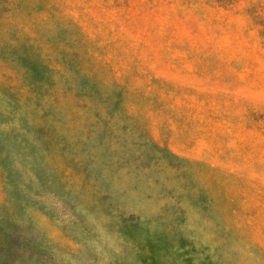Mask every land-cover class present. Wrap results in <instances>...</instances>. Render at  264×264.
Listing matches in <instances>:
<instances>
[{
    "label": "rangeland",
    "instance_id": "374dc122",
    "mask_svg": "<svg viewBox=\"0 0 264 264\" xmlns=\"http://www.w3.org/2000/svg\"><path fill=\"white\" fill-rule=\"evenodd\" d=\"M0 264H264V0H0Z\"/></svg>",
    "mask_w": 264,
    "mask_h": 264
}]
</instances>
